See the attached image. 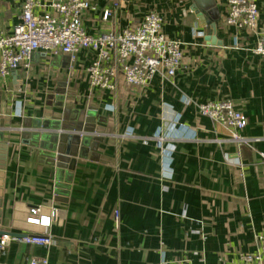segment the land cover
<instances>
[{
	"label": "crops",
	"instance_id": "0c3cea01",
	"mask_svg": "<svg viewBox=\"0 0 264 264\" xmlns=\"http://www.w3.org/2000/svg\"><path fill=\"white\" fill-rule=\"evenodd\" d=\"M89 1L81 22L90 35L158 13L163 34L181 42V66L145 88L119 75L111 92L89 83L92 51H36L0 77V232L52 239L9 240L0 264H233L255 252L264 236V56L253 48L264 0H253L252 29L228 25L227 0H213L215 32L193 0ZM21 4L0 0V33L17 24ZM221 99L245 116L246 142L197 112ZM162 134L170 138L160 144ZM31 208L49 225L28 223Z\"/></svg>",
	"mask_w": 264,
	"mask_h": 264
},
{
	"label": "built area",
	"instance_id": "2783aa9c",
	"mask_svg": "<svg viewBox=\"0 0 264 264\" xmlns=\"http://www.w3.org/2000/svg\"><path fill=\"white\" fill-rule=\"evenodd\" d=\"M89 9H94L89 0H54L48 4H43L42 0H22L17 24L9 34L0 33V77H7L20 66L27 67L36 51L61 53L74 59L84 49L94 53L87 74L90 85L95 88L114 92L119 75L127 85L139 88L147 87L156 74L169 80L175 76L181 66V42L163 34L162 17L158 13L148 12L133 29L90 35L81 22V14ZM110 14L111 10H104L103 19ZM225 22L237 29L255 28L258 22L257 4L253 0H227ZM261 29L253 52L264 56V22ZM196 108L201 116L230 130L233 141H247L238 133L246 125V118L235 109L231 100L198 103ZM175 123L183 126L179 118L175 119ZM82 135L84 132L79 136ZM155 138L161 144L170 136L162 134ZM38 212V208H31L27 222L48 226L50 217L36 216ZM115 216L117 218V214ZM9 240L37 246L52 243L48 235L0 234V252ZM29 264H48V260L31 259ZM233 264H264V236H260L255 252L240 253Z\"/></svg>",
	"mask_w": 264,
	"mask_h": 264
},
{
	"label": "water",
	"instance_id": "95a60500",
	"mask_svg": "<svg viewBox=\"0 0 264 264\" xmlns=\"http://www.w3.org/2000/svg\"><path fill=\"white\" fill-rule=\"evenodd\" d=\"M192 8L194 10V12L198 15V17H203L204 16V20L206 22V24H208L211 28V30L213 32L216 31V22L214 19V15L216 13L215 11V7H214V1L213 0H193V4H192ZM214 39H215V35H211V36H207L205 38L206 41H211V43H214ZM44 129L48 128L46 125L43 126ZM68 131H73L75 132V130L77 131V129H75V127H70V128H66ZM89 131V130H88ZM91 132V131H90ZM57 135H60L59 133L55 132ZM80 139H83L85 136H78ZM61 155V154H59ZM0 234H7V235H11V236H22V235H18V234H13V233H3L0 232Z\"/></svg>",
	"mask_w": 264,
	"mask_h": 264
}]
</instances>
